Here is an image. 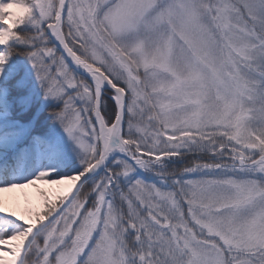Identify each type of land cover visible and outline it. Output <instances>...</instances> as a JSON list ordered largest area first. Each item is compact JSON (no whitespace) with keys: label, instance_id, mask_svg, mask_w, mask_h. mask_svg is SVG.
I'll use <instances>...</instances> for the list:
<instances>
[{"label":"snow or ice","instance_id":"1","mask_svg":"<svg viewBox=\"0 0 264 264\" xmlns=\"http://www.w3.org/2000/svg\"><path fill=\"white\" fill-rule=\"evenodd\" d=\"M25 3L0 264H264V0Z\"/></svg>","mask_w":264,"mask_h":264},{"label":"trees","instance_id":"2","mask_svg":"<svg viewBox=\"0 0 264 264\" xmlns=\"http://www.w3.org/2000/svg\"><path fill=\"white\" fill-rule=\"evenodd\" d=\"M15 31L23 33L24 31H30V27L25 24L15 29ZM7 47L14 51L11 52L2 65L3 73L0 74V89H6L13 97L25 96L37 87L28 57L23 54L27 46L13 40L9 42ZM4 48L5 46H0V52H3Z\"/></svg>","mask_w":264,"mask_h":264},{"label":"clouds","instance_id":"3","mask_svg":"<svg viewBox=\"0 0 264 264\" xmlns=\"http://www.w3.org/2000/svg\"><path fill=\"white\" fill-rule=\"evenodd\" d=\"M28 13L25 0H0V46H5L7 50L0 52V62H5L14 51L7 46L18 35L15 29L25 25Z\"/></svg>","mask_w":264,"mask_h":264}]
</instances>
